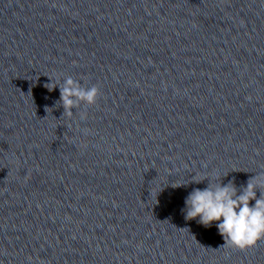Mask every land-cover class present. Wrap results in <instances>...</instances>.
<instances>
[{"label": "clouds", "instance_id": "obj_1", "mask_svg": "<svg viewBox=\"0 0 264 264\" xmlns=\"http://www.w3.org/2000/svg\"><path fill=\"white\" fill-rule=\"evenodd\" d=\"M44 87L52 91L57 84L51 82ZM59 91L58 103L63 106V116H71L73 109L81 103L94 105L100 95L98 86L85 87L71 76L63 79ZM85 115L82 113L81 119ZM260 189H264V172L250 177L240 190L231 180L227 184L210 181L207 187L193 189L188 194L182 212L185 219L198 218L197 222L205 227L215 223L224 245L249 249L264 240V191L257 196Z\"/></svg>", "mask_w": 264, "mask_h": 264}]
</instances>
